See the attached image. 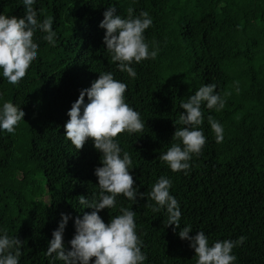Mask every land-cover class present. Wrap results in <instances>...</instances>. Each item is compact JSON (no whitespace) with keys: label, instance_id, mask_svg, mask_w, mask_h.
Masks as SVG:
<instances>
[{"label":"trees","instance_id":"1","mask_svg":"<svg viewBox=\"0 0 264 264\" xmlns=\"http://www.w3.org/2000/svg\"><path fill=\"white\" fill-rule=\"evenodd\" d=\"M109 4L121 16L131 6L152 18L144 35L159 51L154 60L132 65L134 79L116 70L104 50L98 24ZM34 8L38 20L52 18L56 46L37 40V59L25 77L15 86L0 80V98L25 114L15 135H0V228L24 241L20 264H48L44 251L60 213L70 214L62 236L69 248L71 217L91 211L80 209L77 198L96 190L93 170L100 153L91 139L74 150L63 139V125L79 90L101 71L127 85L126 102L145 120L142 134L117 137L132 158L129 171L138 191L170 177V194L180 206V225L173 231L162 213L145 207V197L131 205L118 197V204L136 213L145 264H194L193 249L177 234L186 223L192 226L189 235L204 231L210 243L245 236L232 250L236 264H264V0H36ZM0 13L19 18L23 6L0 0ZM209 82L225 105L220 111L202 105L206 143L187 175L172 173L158 156L173 142V122L183 111L179 102ZM209 116L224 128L221 143ZM116 214L98 213L105 223Z\"/></svg>","mask_w":264,"mask_h":264},{"label":"clouds","instance_id":"2","mask_svg":"<svg viewBox=\"0 0 264 264\" xmlns=\"http://www.w3.org/2000/svg\"><path fill=\"white\" fill-rule=\"evenodd\" d=\"M35 3L36 0H18L24 13L19 18L0 13V80L13 86L25 77L30 65L37 59V40L56 46L57 33L52 28L53 20L51 17L38 20ZM102 15L98 27L104 30V50L116 70L134 79L136 71L132 65L154 60L159 51L155 43L150 46L144 35L152 25V18L143 10L135 13L131 6L121 16L111 4ZM36 33L41 35L34 39ZM98 73L89 87L79 90L66 112L68 119L63 125V139L74 150H79L91 139L92 146L100 153V166L93 170L97 180L96 190L88 197L80 195L77 198L80 209L87 207L91 211L71 217L74 234L68 241L69 248L65 247L62 236L70 214L60 213L57 227L51 232V239L44 251L48 264H145L147 256L142 251L143 241L137 232L136 213L130 206L118 204V197L126 199L129 205L135 203L137 197H145V207L153 214L162 213L165 226L171 225L176 231L180 225V206L170 194V177H158L146 193L139 192L134 184L129 171L134 167L132 158L122 150L117 137L121 133L129 136L142 134L145 120H141L140 114L126 102L127 85L115 79L111 71ZM216 87L211 82L202 84L186 100L179 102V108L183 111L173 122V142L158 156L159 161L172 173L187 175L189 162L193 156L201 153L206 143L200 127L203 121L202 105L215 111L222 110L225 105V99L216 91ZM24 115L16 104L0 98V135H15ZM208 123L215 142L221 143L224 139L223 126L211 116ZM102 209H116L118 214L105 223L98 215ZM191 229V224L186 223L177 234L182 240H187L188 246L193 249L194 264H236L237 257L232 250L243 244L245 236L210 243L204 231L197 230L189 235ZM23 244L24 241L0 228V264H20Z\"/></svg>","mask_w":264,"mask_h":264}]
</instances>
